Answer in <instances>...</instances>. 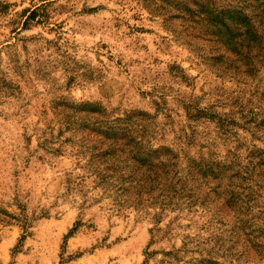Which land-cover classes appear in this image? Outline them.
Listing matches in <instances>:
<instances>
[{"label":"rangeland","instance_id":"rangeland-1","mask_svg":"<svg viewBox=\"0 0 264 264\" xmlns=\"http://www.w3.org/2000/svg\"><path fill=\"white\" fill-rule=\"evenodd\" d=\"M175 4L0 0V264H264L262 175L234 201L206 184L205 207L156 222L118 211L78 164L77 125L99 107L148 114L147 138L184 164L248 167L264 150V62L222 71Z\"/></svg>","mask_w":264,"mask_h":264},{"label":"trees","instance_id":"trees-1","mask_svg":"<svg viewBox=\"0 0 264 264\" xmlns=\"http://www.w3.org/2000/svg\"><path fill=\"white\" fill-rule=\"evenodd\" d=\"M173 1L179 13L190 16L191 30L199 28L208 44H217L213 55L223 61L222 71L247 75L264 62V0ZM87 112L92 117L76 129L81 141L78 164L118 211L154 210L158 222L166 211L205 207L206 184L210 192H231L234 201V194L244 189L245 177L257 173L264 179V150L251 152L248 167L237 160L204 157H189L184 164L172 147H156L147 138L148 129L139 120L148 114L131 111L109 117L100 107ZM252 188L247 184L245 189Z\"/></svg>","mask_w":264,"mask_h":264}]
</instances>
